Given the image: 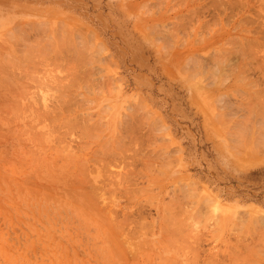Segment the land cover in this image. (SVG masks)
I'll return each mask as SVG.
<instances>
[{
    "label": "rangeland",
    "instance_id": "obj_1",
    "mask_svg": "<svg viewBox=\"0 0 264 264\" xmlns=\"http://www.w3.org/2000/svg\"><path fill=\"white\" fill-rule=\"evenodd\" d=\"M263 135L264 0H0V264H264Z\"/></svg>",
    "mask_w": 264,
    "mask_h": 264
},
{
    "label": "bare ground",
    "instance_id": "obj_2",
    "mask_svg": "<svg viewBox=\"0 0 264 264\" xmlns=\"http://www.w3.org/2000/svg\"><path fill=\"white\" fill-rule=\"evenodd\" d=\"M218 1V0H217ZM232 2V1H231ZM216 3V2H215ZM233 3V2H232ZM235 3V2H234ZM214 4V3H213ZM220 5V4H219ZM214 6V5H213ZM27 29V28H26ZM30 31V30H29ZM165 31H167V30H165ZM246 32H248V31H246ZM36 34V33H35ZM169 35V34H168ZM156 38V37H155ZM57 39H59V38H57ZM64 41V40H63ZM61 43V42H60ZM59 44V43H58ZM46 45V44H45ZM63 45V44H62ZM253 45V44H252ZM97 46V45H96ZM91 47V46H90ZM78 48V47H77ZM243 48V47H242ZM79 49V48H78ZM50 50V49H49ZM46 51H48V50H46ZM78 52H80V51H77V54H79ZM75 54V53H74ZM77 54H76V56H77ZM81 54V53H80ZM101 54V53H100ZM79 56V55H78ZM83 56V55H82ZM198 57V56H197ZM34 58V57H33ZM84 59V58H83ZM80 60V59H79ZM203 64V63H202ZM83 66V65H82ZM189 66V65H188ZM192 66V65H191ZM194 70V69H193ZM188 71V70H187ZM203 71H204V69H203ZM74 72V71H73ZM194 72V71H193ZM199 72V71H198ZM192 73V72H191ZM197 73V72H196ZM214 74H216V73H214ZM206 77V76H205ZM102 83V82H101ZM72 84V83H71ZM255 97V96H254ZM259 99H260V97H259ZM258 99V100H259ZM262 100V99H261ZM260 101V100H259ZM226 108H228V107H226ZM259 108V107H258ZM263 109V108H262ZM253 110V109H252ZM5 111V110H4ZM261 111V110H260ZM225 112V111H224ZM232 112V111H231ZM245 112V111H244ZM261 113V112H260ZM248 114V113H247ZM221 117V116H220ZM255 117H257V116H255ZM262 119V118H261ZM251 120V119H250ZM245 120H243V122H244ZM238 122H240V121H238ZM246 122V121H245ZM244 122V124H246ZM124 123V122H123ZM241 123H242V121H241ZM237 124V123H236ZM263 124V123H262ZM261 124V125H262ZM20 125V124H19ZM80 125V124H79ZM78 125V126H79ZM239 125V124H238ZM241 126H242V124H241ZM246 126V125H245ZM254 127V126H253ZM132 128V127H131ZM129 131V130H128ZM229 131V130H228ZM240 131V130H239ZM231 132V131H230ZM245 132V131H244ZM243 132V133H244ZM262 132V131H261ZM229 133V132H228ZM260 133V132H259ZM129 134V133H128ZM240 134H242V133H240ZM234 135H236V134H234ZM244 135H246V133L244 134ZM244 135H243V137H244ZM264 136V135H263ZM262 136V137H263ZM236 137V136H235ZM237 137H239V136H237ZM242 137V136H241ZM246 138V137H245ZM249 138V137H248ZM231 139V138H230ZM238 139V138H237ZM241 139V138H240ZM264 139V138H263ZM242 140V139H241ZM244 140V139H243ZM256 140V139H255ZM248 141V140H247ZM257 144V143H256ZM246 145V144H245ZM258 145V144H257ZM259 146V145H258ZM235 148H238V147H235ZM234 149V148H233ZM239 149V148H238ZM237 149V150H238ZM261 149V148H260ZM241 150V149H240ZM236 151V150H235ZM253 152V151H252ZM249 155V154H248ZM85 196V195H84ZM86 199V198H85ZM209 204H211V203H209ZM263 218V217H262Z\"/></svg>",
    "mask_w": 264,
    "mask_h": 264
}]
</instances>
